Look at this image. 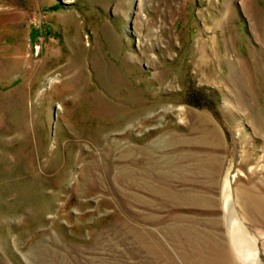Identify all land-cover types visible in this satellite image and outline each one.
<instances>
[{"label": "rangeland", "instance_id": "rangeland-1", "mask_svg": "<svg viewBox=\"0 0 264 264\" xmlns=\"http://www.w3.org/2000/svg\"><path fill=\"white\" fill-rule=\"evenodd\" d=\"M0 4V264H264V0Z\"/></svg>", "mask_w": 264, "mask_h": 264}, {"label": "water", "instance_id": "water-1", "mask_svg": "<svg viewBox=\"0 0 264 264\" xmlns=\"http://www.w3.org/2000/svg\"><path fill=\"white\" fill-rule=\"evenodd\" d=\"M226 223L231 242L234 248L239 252L242 250L248 238L245 229L241 225L236 213L233 211L231 203H229L226 208ZM241 257L244 258L245 256L242 255Z\"/></svg>", "mask_w": 264, "mask_h": 264}, {"label": "crops", "instance_id": "crops-1", "mask_svg": "<svg viewBox=\"0 0 264 264\" xmlns=\"http://www.w3.org/2000/svg\"><path fill=\"white\" fill-rule=\"evenodd\" d=\"M2 0H0V3H1ZM1 5V4H0Z\"/></svg>", "mask_w": 264, "mask_h": 264}]
</instances>
